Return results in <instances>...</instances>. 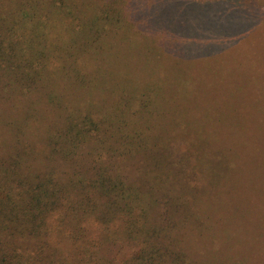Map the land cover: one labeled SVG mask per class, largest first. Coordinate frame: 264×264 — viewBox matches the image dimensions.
<instances>
[{"label": "rangeland", "instance_id": "obj_1", "mask_svg": "<svg viewBox=\"0 0 264 264\" xmlns=\"http://www.w3.org/2000/svg\"><path fill=\"white\" fill-rule=\"evenodd\" d=\"M237 1L246 39L180 63L146 54L131 32L106 33L105 46L78 35L102 10L155 0H0V180L52 172L69 209L45 223L64 234L49 240L8 225L0 264H52L30 257L41 243L63 251L58 264H264V0ZM147 85L164 102L129 113L144 110ZM68 118L92 124L62 157L52 135ZM13 158L22 164L7 170ZM97 172L127 199L90 188Z\"/></svg>", "mask_w": 264, "mask_h": 264}, {"label": "trees", "instance_id": "obj_2", "mask_svg": "<svg viewBox=\"0 0 264 264\" xmlns=\"http://www.w3.org/2000/svg\"><path fill=\"white\" fill-rule=\"evenodd\" d=\"M155 1V4L142 7L141 10L138 9V6L129 2L125 6L123 14L115 13V10L111 7L102 10L101 16V13L96 15L97 21L90 24V26L95 25V28L87 30V27L82 25L84 30L78 35H86L89 38L84 46L92 43L96 40V37H101L100 45L105 46L111 39L107 40L106 33L119 34L127 31L141 40L143 39L145 47H142V49L153 58L158 59L160 57L180 63H197L206 61L211 56L224 52L228 48H232L242 42L247 35L241 37L242 39L239 38L240 35L245 34L252 27L248 25L245 16H243V19L238 17L237 13L240 12L241 8L237 7L236 4L241 6V3L237 0H186L187 3L184 5L179 4L185 0ZM133 6L136 7L137 14L134 12ZM129 39L135 42L133 44L140 46L139 41H135L132 38ZM14 62V70L18 77L21 71L19 63H22V60L16 58ZM119 93L123 96L121 90L116 95ZM144 94L145 100L136 99L138 106L140 103L145 107L144 110H132L129 113L141 114L145 110L148 112V109L155 106L157 100H163L162 97L152 92L149 85L146 86ZM125 103L127 105L129 101L125 100ZM150 105L152 106L151 108ZM119 109L118 105L113 107V111L119 112L117 117L121 118L120 112L123 110L120 111ZM126 109L128 110L127 107ZM68 119L63 124L64 128L57 132L56 135H52L53 143L62 141L66 144L65 150L57 154L62 157L69 154L74 155L78 143L75 139L79 134L85 133L84 131L80 133L81 125L92 124L88 118H84L81 122L72 120V118ZM137 136L140 137L141 134L138 133ZM67 143L70 144L69 149ZM20 164L22 162L14 158L5 162L7 170H14ZM14 182L13 187L4 189L6 184L0 180V226L3 227L0 228V244L8 243L9 241L8 238L11 235L6 231L8 225L7 228L13 231L14 235L21 238L23 237V232L32 233L35 238L38 236L45 237L46 240L54 237V235L63 236L64 234L60 231V227L55 226V219V222H51L52 226H48L50 224L49 220L53 217L52 214L57 213V218L61 221L62 217L65 218L69 212V209L64 205L66 203L64 199L68 195L63 193L58 187H55L56 184H52L58 182L54 174L52 172L43 174V179L35 181L32 185V181L28 177L24 178L21 174H16ZM80 182L81 180L76 181L77 184ZM113 186V182L103 172H99L96 179L89 184L90 188L97 190V194L112 201L115 200V197L127 199L126 195L121 192L117 193V188ZM71 188H73L72 185ZM70 213L72 214L73 211H70ZM129 214H127V217ZM122 217L125 220L127 219L125 215H122ZM46 222H49L48 225H45ZM128 223L127 229L132 228L133 222L129 221ZM106 230L111 232L109 228ZM71 239L74 238L71 237ZM43 245L44 243L35 244L34 249L36 250L30 254V257L35 260H45L52 264H58L63 261L62 250L55 249L53 246L47 247L48 245L43 250ZM94 245L93 243L88 248ZM5 246L8 247L6 244ZM140 248L139 246L138 250ZM140 250L142 251L143 249ZM71 251L73 252V250ZM151 253L154 256V252L152 251ZM151 253L150 256L152 257ZM76 254L78 255L79 253L77 252ZM5 255L12 257L9 256L11 253H6ZM25 256V254H21L19 258L21 259Z\"/></svg>", "mask_w": 264, "mask_h": 264}]
</instances>
